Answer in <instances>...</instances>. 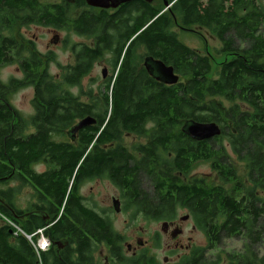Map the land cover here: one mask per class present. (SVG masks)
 <instances>
[{
  "label": "trees",
  "instance_id": "trees-1",
  "mask_svg": "<svg viewBox=\"0 0 264 264\" xmlns=\"http://www.w3.org/2000/svg\"><path fill=\"white\" fill-rule=\"evenodd\" d=\"M174 9L181 14L183 24L206 26L223 41L221 52L230 58L220 64L215 76L205 53L184 45L170 32L171 14L138 2L126 17L104 14L79 18L76 31L100 28L99 42L95 50L78 49L79 64L63 80L55 81L47 69L39 73L44 57L40 61L35 55L37 58L22 63L23 82L35 90L34 114L29 118L9 103V87L0 84V197L11 208L0 202V264H73L70 250L62 262L52 252L43 253L40 259L26 237L11 233L4 217L28 233L47 225L36 216L20 220L23 211L14 199L19 188L2 187L11 180L22 181L24 175L54 201L47 207L54 216L48 222L52 230L46 234L53 240L70 233L77 242V264L87 260L93 240L77 229L75 222L87 227L93 239L112 243L109 222L84 208L71 193V187H77L83 178L101 175L109 176L120 187H134L131 198L142 201L140 206L157 216L167 215L175 205H186L199 214L209 235L208 248L181 264L219 263V259L208 261L206 250L219 246L223 238L234 237L247 240L249 253L231 255L233 264H264L258 249L264 239V9L258 0H177ZM0 11V66L22 54L17 39L3 34L12 25L10 16L24 24L45 26L64 24L66 18L65 7L40 5L38 0H0ZM135 44H143L155 58L173 66L180 81L161 84L144 73L127 70L109 82V93L100 109L98 100L93 105L71 92L70 87L79 85L82 74L103 49L122 57L129 45ZM214 96L232 104L222 110L208 100ZM97 114V126L86 127L79 141L63 138L77 118ZM149 119L156 124L153 137L157 139L150 147L141 148V159L121 147L100 149L99 144L120 135V127L141 132ZM190 119L215 121L221 125L222 135L202 142L190 139L182 131ZM223 137L247 165L246 182L237 176L224 146L216 147ZM201 160L211 161L222 184L185 180ZM40 163L48 166L43 172L36 169ZM146 176L154 184L148 190L141 186Z\"/></svg>",
  "mask_w": 264,
  "mask_h": 264
},
{
  "label": "flooded vegetation",
  "instance_id": "flooded-vegetation-1",
  "mask_svg": "<svg viewBox=\"0 0 264 264\" xmlns=\"http://www.w3.org/2000/svg\"><path fill=\"white\" fill-rule=\"evenodd\" d=\"M157 1L158 0H131L129 2L121 3L117 7L109 8L92 6L86 0H62L61 2L46 3L50 4L52 7H65V23L61 25L45 26L37 22L24 24L21 20H16L10 16V24L16 22L21 26L34 24L50 28V30L54 34L53 39L51 41L52 46L58 47L63 44L66 45V47L69 48L70 62L65 65L60 64L57 61V57L54 54L55 51L53 49H51L48 53H41L33 46L29 49L28 53L25 54L24 45L20 43V41L17 39L16 41L20 45L18 47V50L22 54L20 56H15L14 61L5 62L0 66L1 68L5 65L17 64V70L22 75L21 78L12 76L9 77L7 80H3L0 77V84L9 87L7 92L9 103L12 105L9 99L11 93L13 94L18 89L27 86H32L23 82L25 80V72L23 70L22 63H24L25 61L37 58L35 55H38L39 58L37 59L40 61L42 57H44V64L43 66L39 67V73L42 72V69H47V63L56 64L61 70L60 74L54 76L49 72V70L47 71L55 81H61L63 80L64 76L70 74L71 70L76 68V66L79 64V48L83 49L84 51H87L88 49H96V46L99 42L101 30L100 28H98L94 32H77L76 24L79 22V18L81 16L86 17V19H88L87 16L89 17L90 15H95L100 18L104 14L126 17L128 14H131L129 9L132 8V6H134L136 3H147L152 5L153 7L158 8V6L156 5ZM167 1L169 2V6H166L165 1L162 0L164 8L161 10V13L171 14L173 22H175L176 20L174 19V7L177 0H171L172 2L170 0ZM38 2L40 5H42L40 0H38ZM2 20L3 17L0 11V27ZM177 20L179 22V31H175L173 29V24L169 27V30L170 32H174L177 36L178 41L183 43L184 45L190 47V45L186 41L184 42L182 39H185V37H187V35L185 34H192L195 35V38L197 37L196 39L203 46H205V48L208 47L209 43L207 42V39H205L206 36L204 32H202V30H204L205 32L215 37L221 47L223 46V41L208 27L198 24L185 25L181 22L180 19ZM129 23L131 24V20ZM117 26H119V24ZM194 27H196L197 30ZM62 31L72 33L74 36L81 38V40L71 41L68 38H64L60 34V32ZM89 41H91V43ZM136 45L137 44L133 46L129 45V51L127 55H123L122 57L116 55V52L114 50L103 49L101 53L98 54L92 60L91 67H88L87 70L82 74L79 85L70 87L71 92L74 93L73 89L79 87L83 79L90 77L96 67L101 66V83L97 82L101 92H99L97 97H95V94L92 95V91L90 90L91 95L94 97L92 102H90L89 100H82L93 105L95 104V100H98L97 108L100 109L103 107V99L105 95L104 92L106 91L109 82L113 81L114 79L116 81L127 70L137 71V73H144L147 76L153 78L147 70L145 60L147 57L154 56L149 53V51L143 44H141L144 48V55L142 56V60L139 61L133 53V50ZM196 50L201 52L198 48H196ZM47 59L49 61H46ZM125 62L128 63V66H124ZM89 92L87 93V95H90ZM87 116H92L96 120L95 124L89 127L97 126V122L99 120L98 116L100 115L97 114V116ZM85 117L77 118L67 129V132L70 128H72L75 124L80 122ZM155 128L156 124L152 119L146 120L144 122L143 130L141 132L130 131L120 127L119 129L121 133L119 136L113 137L111 141H108L106 143L102 142L101 144H99V147L100 149L104 150H112L121 147L133 158L141 159L144 156V153L141 148L150 147L152 142L157 139L153 137V132ZM84 129H86V127L77 132L74 140L68 136L67 132L66 136L70 142L79 141V135L82 131H84ZM127 139H132V144L135 145H132L130 147L127 146ZM28 179L29 178L24 175L22 181L20 182L23 184L24 187L31 186L34 188L35 203L28 210H22L23 213L20 215L19 219L27 220L29 217L36 216L42 219L43 221L47 222L46 231H50L52 230V224L48 222L51 220V218H53L54 212L52 210H48L47 207L50 206L52 202L54 203V201L48 195H46L40 187H34ZM102 180H108L112 185L115 186V189L117 191L116 194L111 195L110 199L107 200V202L103 199H96L91 194L86 195L82 193L81 186L84 183ZM147 181H149V185L147 184ZM141 184V186L147 190L149 188L154 187V184L152 183L151 179L147 176L144 177L143 182ZM71 188V193L76 194V197L79 198L84 208L92 212L98 218L109 222L113 235L112 243L106 240H97L96 238L93 239L87 227L83 229L78 223L75 222V227L83 231L85 235L89 236L91 240H93L92 244L89 245L88 254L86 255L87 260L85 259L84 264H181L183 261H186L189 258L198 257L202 253V249L206 248L197 243L195 238L197 233H203L209 244V235L201 226V218L199 214L197 213L196 215L186 205H175L169 210L170 212H168L167 215L163 217L157 216L156 214L152 213L151 210H147L141 207L140 205H143L142 201L131 198L132 189L134 187H120L119 184H117L112 178L106 175L85 177L82 179L81 182L77 183V187ZM155 203L161 204L163 202L155 201ZM181 211H185V213L181 214ZM31 212H35L36 214L32 215L30 214ZM119 216L125 217L124 222L126 223V226L123 228V230H120L118 228L119 226L117 224V221L119 220ZM139 219H142L144 221L143 224H137ZM48 236L50 237L51 244L46 254L52 252L62 262L64 260L63 256L68 253V250H70L73 264L78 263V255L76 252L77 242L70 233L66 236H61L53 240L49 234Z\"/></svg>",
  "mask_w": 264,
  "mask_h": 264
},
{
  "label": "rangeland",
  "instance_id": "rangeland-1",
  "mask_svg": "<svg viewBox=\"0 0 264 264\" xmlns=\"http://www.w3.org/2000/svg\"><path fill=\"white\" fill-rule=\"evenodd\" d=\"M61 1L62 0H40L42 4L51 3V2H61ZM258 2L261 4V6L264 9V0H258ZM156 5L161 10L164 8L162 0H158ZM174 11H175L174 19L176 21L173 22V29L175 31H179L178 29L179 22L177 19H180V13L179 11L176 10ZM194 28L197 30L196 27ZM202 32H204L206 36L205 39H207V42L209 43V46L206 48L196 39L197 37L195 38V35L185 34L187 35V37H185V39L182 40L184 42L186 41L190 45V47L194 49L198 48L201 52L205 53L210 57L211 63L213 65V72L211 73V75L215 76L220 64L227 58H230V55L221 52L222 47L215 37L205 32L204 30H202ZM3 33L7 36H12L18 39L20 43H22L25 47V52H24L25 54H27L29 49L32 48L33 46L41 53H48L51 49H53L55 51L54 54L57 57V61L60 64L65 65L70 62L69 48L66 47V45L63 44L58 47L52 46L51 41L53 39L54 34L48 27L38 26L34 24L21 26L20 24L14 22L9 29L3 30ZM60 34L62 37L68 38L71 41L81 40V38L74 36L72 33L62 31L60 32ZM89 42L91 43V41ZM133 53L139 61L142 60V56L144 55L143 46L141 44H137L133 50ZM17 66H18L17 64L2 66L0 68V77L3 80H7L9 77L12 76L21 78L22 75L18 72ZM46 68L54 76H57L61 72L58 65L53 63H47ZM100 70H101V66L96 67V69L93 71L90 77L83 79L80 83V86L73 89L74 93L78 94L81 100H85V101L89 100L90 102H92L94 98L92 95L95 94V97H97L99 92H101L97 83L100 82ZM90 90L92 91V95H87V93ZM104 93L105 95L109 93L108 88ZM33 97H34L33 86H27L18 89L13 94L11 93L9 99L12 105L20 112V114L23 117L29 118L34 114V107L32 103ZM208 100L217 103V105L222 110L226 109L232 104V102L228 101L222 96L208 97ZM63 138L68 139L67 136ZM132 142H133L132 139H127L126 145L129 147L135 145L132 144ZM220 144L224 146L225 154L228 157L234 169L236 170L237 176L242 181L246 182L248 168L245 162L241 161L237 157V155L233 152L226 137H223L218 143H215L216 147L220 146ZM47 168L48 166L43 163L36 165V169L38 171H43L46 170ZM193 178L203 179L204 181H206L208 184L211 185L222 184L218 172L213 168L212 163L209 160L198 161L192 166V169L188 174V176L185 178V180L189 181ZM147 182H148L147 184L149 185V181ZM9 186H17L19 188L16 197H14L15 204L17 205V207L21 208L22 210H28L33 206V204L35 203V191L33 187L31 186L24 187L23 184L17 180H11L9 183L5 184L2 187H9ZM224 186L227 189L231 187V185L228 184H224ZM81 187H82L81 191L83 194L86 195L91 194L94 198L101 200L103 199L106 202L107 200L110 199L111 195L117 193L115 186L112 185L108 180L84 183ZM183 213H185V211H181V214ZM124 220L125 217L119 216V220L117 221V224L120 230H123V228L126 226ZM143 222L144 221L142 219H139L137 224L141 225L143 224ZM195 238L197 243H199L203 247L208 248L207 245L208 242L203 233L201 232L197 233ZM258 249H259V256H263L264 239ZM247 253H249L247 248V240H245L243 237L223 238L219 246L212 249H207L205 257L208 261L219 259V263L217 264H233V262L230 260L231 255L234 254L242 255Z\"/></svg>",
  "mask_w": 264,
  "mask_h": 264
},
{
  "label": "water",
  "instance_id": "water-1",
  "mask_svg": "<svg viewBox=\"0 0 264 264\" xmlns=\"http://www.w3.org/2000/svg\"><path fill=\"white\" fill-rule=\"evenodd\" d=\"M74 1V0H67ZM90 5L102 8L117 7L121 3L129 2L131 0H86ZM152 1V0H148ZM166 6H169V2L164 0ZM148 72L152 77L161 84L172 85L180 81V76L175 73L173 66L167 65L164 61L156 59L154 57H147L145 60ZM96 120L92 116L83 118L80 122L75 124L68 130V136L71 139H75L77 132L85 127L92 126ZM182 131L184 134L192 138L197 142L205 140L215 139L222 135V127L219 123L213 122H200L193 119L187 120L183 126ZM0 202L7 208H10L1 197ZM11 209V208H10ZM30 214H36L31 212ZM12 233V231H11Z\"/></svg>",
  "mask_w": 264,
  "mask_h": 264
},
{
  "label": "built area",
  "instance_id": "built-area-1",
  "mask_svg": "<svg viewBox=\"0 0 264 264\" xmlns=\"http://www.w3.org/2000/svg\"><path fill=\"white\" fill-rule=\"evenodd\" d=\"M7 222H8V224L11 227H13L15 229V234L24 233L23 230L20 228V226L18 224H16L14 221L8 219ZM39 233H41V232L39 231V232L34 233L32 235H27V237L29 238V240L33 241V237L34 236H38ZM46 240L47 239L43 235H41V237L34 244L35 245V248H36V250H37L38 253L41 250H45L48 247V244L46 245Z\"/></svg>",
  "mask_w": 264,
  "mask_h": 264
},
{
  "label": "bare ground",
  "instance_id": "bare-ground-1",
  "mask_svg": "<svg viewBox=\"0 0 264 264\" xmlns=\"http://www.w3.org/2000/svg\"><path fill=\"white\" fill-rule=\"evenodd\" d=\"M175 71V70H174ZM22 230H23V232L24 233H19V234H21V235H23L24 237H26L27 238V240L33 245V247H34V249H35V251H36V254H37V256L41 259V256H42V254L43 253H45V252H47L48 251V249H49V247H50V238H49V236H47V234H46V227H44V228H40V229H37L36 231H34L33 233H28V232H26L22 227H20ZM41 232V233H39V235L38 236H34L33 237V241H31V240H29V238L27 237V235H32V234H34V233H37V232ZM41 235H43L47 240H46V245L48 244V247L45 249V250H41L39 253L37 252V250H36V248H35V243L37 242V240L41 237Z\"/></svg>",
  "mask_w": 264,
  "mask_h": 264
}]
</instances>
